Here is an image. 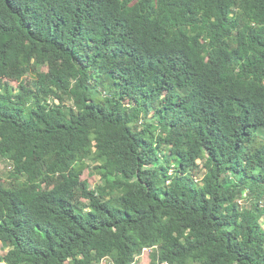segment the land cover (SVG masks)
Listing matches in <instances>:
<instances>
[{"label": "trees", "instance_id": "16d2710c", "mask_svg": "<svg viewBox=\"0 0 264 264\" xmlns=\"http://www.w3.org/2000/svg\"><path fill=\"white\" fill-rule=\"evenodd\" d=\"M0 74V264H264V0H0Z\"/></svg>", "mask_w": 264, "mask_h": 264}, {"label": "rangeland", "instance_id": "374dc122", "mask_svg": "<svg viewBox=\"0 0 264 264\" xmlns=\"http://www.w3.org/2000/svg\"><path fill=\"white\" fill-rule=\"evenodd\" d=\"M46 70V69H44ZM30 77L27 78L28 81ZM0 81H6V78L3 77L0 74ZM10 87H12L13 92L17 93L18 91V83L17 82H10ZM2 91V90H1ZM151 119V116H148L145 119H142L141 123H140V129H142L144 127V124L147 125L149 124V121ZM257 137H259L260 139H264V132L263 131H259ZM198 168L196 169L195 173H194V178L196 181H200L205 173L204 169H203V162L202 161H198ZM12 171V167H11V163H9L8 161H2L0 163V176L3 177L5 180H7L9 178V175ZM83 180H87L89 187L91 189H95L97 186L103 184L100 176L98 175H94L91 171V169L86 170L83 174ZM244 203V202H242ZM262 225L264 227V220L262 221ZM9 251V249L7 248H3L2 245L0 244V253L2 255L7 254V252ZM150 250H145L143 252V254L137 258V264H150ZM101 264H108L107 261H103V263Z\"/></svg>", "mask_w": 264, "mask_h": 264}]
</instances>
